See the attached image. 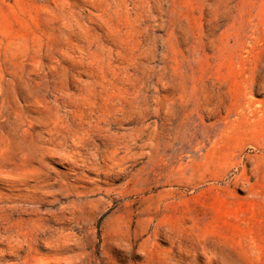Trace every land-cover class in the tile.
I'll return each instance as SVG.
<instances>
[{"label":"rangeland","instance_id":"obj_1","mask_svg":"<svg viewBox=\"0 0 264 264\" xmlns=\"http://www.w3.org/2000/svg\"><path fill=\"white\" fill-rule=\"evenodd\" d=\"M0 264H264V0H0Z\"/></svg>","mask_w":264,"mask_h":264}]
</instances>
